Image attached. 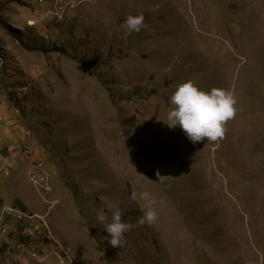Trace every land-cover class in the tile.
Segmentation results:
<instances>
[{
    "label": "rangeland",
    "instance_id": "rangeland-1",
    "mask_svg": "<svg viewBox=\"0 0 264 264\" xmlns=\"http://www.w3.org/2000/svg\"><path fill=\"white\" fill-rule=\"evenodd\" d=\"M189 80L236 97L223 138L165 123ZM110 205L132 225L119 247ZM1 208L47 226L0 227V264H264V0H0Z\"/></svg>",
    "mask_w": 264,
    "mask_h": 264
},
{
    "label": "clouds",
    "instance_id": "clouds-1",
    "mask_svg": "<svg viewBox=\"0 0 264 264\" xmlns=\"http://www.w3.org/2000/svg\"><path fill=\"white\" fill-rule=\"evenodd\" d=\"M121 26L128 32H139L146 27L142 15H129ZM170 103L173 107L168 112L165 123L170 129L179 127L193 143L200 142L204 138H207L208 142L223 138L226 123L234 118L237 111L236 97L230 91L217 88L205 91L192 80L180 84L175 89L170 96ZM157 177L159 181L157 183H162L170 176H160L157 172ZM131 199L143 202L141 205L143 215L138 223L149 226L155 224L158 218L154 207L155 197L143 191L139 194L133 192ZM108 211H111L110 222L104 207L96 210V220L104 225V230L108 234L106 237L108 243L113 247H119L132 225L122 219L124 212L118 205H110Z\"/></svg>",
    "mask_w": 264,
    "mask_h": 264
},
{
    "label": "built area",
    "instance_id": "built-area-1",
    "mask_svg": "<svg viewBox=\"0 0 264 264\" xmlns=\"http://www.w3.org/2000/svg\"><path fill=\"white\" fill-rule=\"evenodd\" d=\"M37 178V175H35ZM2 212L0 214V227L2 229V234L5 236V238L2 239L1 243L5 240H9L10 238V231H8L7 223L5 222V218L8 216H14L13 221L15 219L18 221V225L21 227L20 231H27L28 234L31 235V239L38 238L37 236L41 237V233L44 230V227L47 226V221L45 217L37 216V215H30L27 212H24L19 209H8V208H1ZM16 232V231H15ZM1 240V236H0ZM58 241V240H57ZM25 244H20V246H23ZM19 246V247H20ZM57 248L63 251H66V249H63L62 246L57 242ZM27 254L31 256L33 254L32 250L27 251ZM66 255L67 261L69 264H76L74 263L72 257L67 252H64Z\"/></svg>",
    "mask_w": 264,
    "mask_h": 264
},
{
    "label": "bare ground",
    "instance_id": "bare-ground-1",
    "mask_svg": "<svg viewBox=\"0 0 264 264\" xmlns=\"http://www.w3.org/2000/svg\"><path fill=\"white\" fill-rule=\"evenodd\" d=\"M255 65H256V63H255ZM258 65H260L259 64V61H258V63H257V65L255 66V69H254V72L257 74L259 71H260V73L262 72L260 69H259V67H257ZM262 74V73H261ZM258 76V75H257ZM243 127V126H242ZM243 155V154H242ZM242 158V157H241ZM34 257V256H33Z\"/></svg>",
    "mask_w": 264,
    "mask_h": 264
},
{
    "label": "crops",
    "instance_id": "crops-1",
    "mask_svg": "<svg viewBox=\"0 0 264 264\" xmlns=\"http://www.w3.org/2000/svg\"><path fill=\"white\" fill-rule=\"evenodd\" d=\"M13 221V218L11 216H8L5 218V222L10 225V223Z\"/></svg>",
    "mask_w": 264,
    "mask_h": 264
},
{
    "label": "trees",
    "instance_id": "trees-1",
    "mask_svg": "<svg viewBox=\"0 0 264 264\" xmlns=\"http://www.w3.org/2000/svg\"><path fill=\"white\" fill-rule=\"evenodd\" d=\"M22 209H23V210H25V208H24V207H22ZM0 252H1V251H0Z\"/></svg>",
    "mask_w": 264,
    "mask_h": 264
}]
</instances>
